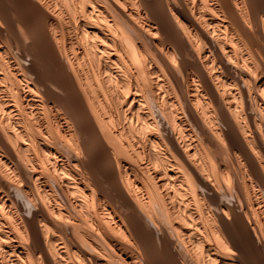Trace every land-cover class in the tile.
<instances>
[{
  "label": "bare ground",
  "instance_id": "obj_1",
  "mask_svg": "<svg viewBox=\"0 0 264 264\" xmlns=\"http://www.w3.org/2000/svg\"><path fill=\"white\" fill-rule=\"evenodd\" d=\"M0 264H264V0H0Z\"/></svg>",
  "mask_w": 264,
  "mask_h": 264
},
{
  "label": "rangeland",
  "instance_id": "obj_2",
  "mask_svg": "<svg viewBox=\"0 0 264 264\" xmlns=\"http://www.w3.org/2000/svg\"><path fill=\"white\" fill-rule=\"evenodd\" d=\"M14 9H10V13H12V11H13ZM33 45L34 44H28L27 46H29V47H31V48H33ZM35 52V51H34ZM35 54H36V56H35ZM41 53H39V52H35L34 53V56H33V59L35 58V60H34V64H35V62L37 63V64H35L36 65V67L38 66V68H39V70L40 71H42V69H43V71L41 72V73H43L45 70L44 69H46V71L49 73L50 72V67H49V65H48V63H46L45 61H44V58H43V56L42 55H40ZM38 56V57H37ZM41 56V57H40ZM38 58H40L39 60H38ZM36 60H38V61H36ZM40 60H42V61H40ZM43 61H44V63H43ZM40 62H41V64H40ZM42 64H43V66H42ZM46 64V65H45ZM47 72H44V74L46 73L47 74Z\"/></svg>",
  "mask_w": 264,
  "mask_h": 264
}]
</instances>
